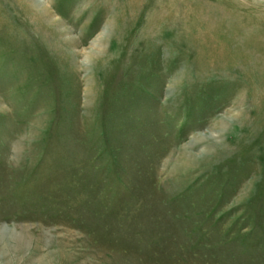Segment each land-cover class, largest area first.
Here are the masks:
<instances>
[{
  "label": "rangeland",
  "instance_id": "374dc122",
  "mask_svg": "<svg viewBox=\"0 0 264 264\" xmlns=\"http://www.w3.org/2000/svg\"><path fill=\"white\" fill-rule=\"evenodd\" d=\"M0 264H264V0H0Z\"/></svg>",
  "mask_w": 264,
  "mask_h": 264
}]
</instances>
